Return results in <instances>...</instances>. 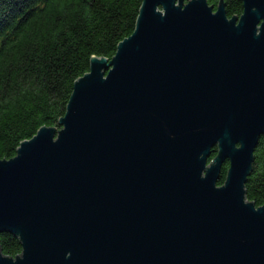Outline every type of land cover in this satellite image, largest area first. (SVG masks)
<instances>
[{
	"label": "water",
	"instance_id": "95a60500",
	"mask_svg": "<svg viewBox=\"0 0 264 264\" xmlns=\"http://www.w3.org/2000/svg\"><path fill=\"white\" fill-rule=\"evenodd\" d=\"M241 1L231 18L223 0L142 1L58 127L0 160V234L21 244L0 264H264V204L244 189L264 136V0Z\"/></svg>",
	"mask_w": 264,
	"mask_h": 264
},
{
	"label": "trees",
	"instance_id": "16d2710c",
	"mask_svg": "<svg viewBox=\"0 0 264 264\" xmlns=\"http://www.w3.org/2000/svg\"><path fill=\"white\" fill-rule=\"evenodd\" d=\"M142 1L0 0V160L14 157L20 143L41 127H58L75 81L88 72L92 56L112 58L132 34ZM207 3L215 10L219 0ZM223 3L228 18L241 15V0ZM227 168L225 162L217 185ZM244 189L248 201L264 204V136ZM0 249L14 258L21 244L4 232Z\"/></svg>",
	"mask_w": 264,
	"mask_h": 264
},
{
	"label": "flooded vegetation",
	"instance_id": "af4514ba",
	"mask_svg": "<svg viewBox=\"0 0 264 264\" xmlns=\"http://www.w3.org/2000/svg\"><path fill=\"white\" fill-rule=\"evenodd\" d=\"M228 163V162H227Z\"/></svg>",
	"mask_w": 264,
	"mask_h": 264
}]
</instances>
